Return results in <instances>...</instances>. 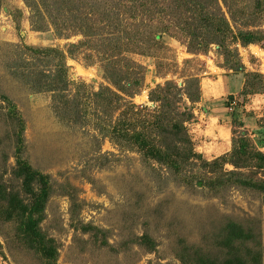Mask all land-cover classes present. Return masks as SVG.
Returning <instances> with one entry per match:
<instances>
[{"label": "rangeland", "instance_id": "1", "mask_svg": "<svg viewBox=\"0 0 264 264\" xmlns=\"http://www.w3.org/2000/svg\"><path fill=\"white\" fill-rule=\"evenodd\" d=\"M256 1L260 10L250 14ZM229 3L237 15L233 26L260 31V40L227 44L244 72L264 82V0ZM30 14L25 0H0V264H48L21 230L39 184H31V193L25 190L19 157L48 177L39 227L59 264H264V193L229 177L226 185L211 180L197 185L189 180L198 165L175 173L118 141L112 131L124 101L119 106L112 96L102 107L92 94L107 86L116 91L93 51L66 58L74 81L66 94L75 108L69 104L66 112L60 98L37 90L48 82L36 78L42 65L26 47L65 48L82 35L59 37L50 25L35 30ZM160 44L153 56L132 55L147 73L141 91L127 99L151 105L148 92L156 84H180L183 75L198 72L201 99L187 123L194 150L207 161L228 153L234 128L247 130L264 151V92H242L243 73L227 68L222 47L213 43L195 54L171 35ZM18 116L24 122L20 151ZM223 167L233 169L229 163Z\"/></svg>", "mask_w": 264, "mask_h": 264}, {"label": "trees", "instance_id": "2", "mask_svg": "<svg viewBox=\"0 0 264 264\" xmlns=\"http://www.w3.org/2000/svg\"><path fill=\"white\" fill-rule=\"evenodd\" d=\"M25 2L30 9V23L33 29L43 30L50 25L59 37L82 35L77 42L66 43L65 48L26 47L34 56H38L37 60L42 65V71L36 72V78L44 77L48 82L45 83L46 86L41 87H38L36 82L37 90L51 92L55 101L60 98L61 106L66 112L68 108L71 109L69 104L74 103L72 107L75 108L76 102L69 100L66 94L68 87L74 82L69 77L66 58H74L83 50L93 51L103 70V76L114 85L116 91L107 86L92 94L100 98L102 107L110 105L112 96L113 102L119 106L121 101H124L125 109L121 111L112 131L118 141L135 146L143 152L147 160L156 161L162 168L175 173L186 172L188 167L192 169L198 165L191 171L189 180H195L197 185L209 180L216 181L214 183L218 185H226L224 178L229 177L237 186L253 187L264 193V151L254 146L247 130L236 132L232 128L231 150L213 160L207 161L194 150L187 123L194 120L192 105L201 99L198 72L183 75V82L180 84L173 80L156 84L148 92L151 105H136L127 99L141 91L147 73L145 66L136 62L132 55L153 56V51L163 48L160 43L164 35L180 39L187 51L195 54L205 52L209 45L215 43L223 49L227 68L243 73L242 92H264L262 79L254 80L253 73L244 72L238 53L227 44L228 39L241 45L254 43L260 40V31L233 26L236 23L231 22H236L237 15L231 10L229 0ZM253 6L250 14L259 11L261 4L256 1ZM93 53H87L85 57L89 58ZM48 62H51V65L47 74L45 70ZM157 73H160L159 66ZM161 76L165 77V74L162 73ZM105 91L109 94L104 95ZM3 98L7 101V97ZM8 104L11 112L15 114L14 105L9 101ZM18 120L20 133L17 151H20L24 122L19 116ZM235 122L236 118L233 117L232 124ZM239 125L243 126V121H239ZM198 160L200 164L197 163ZM226 163L231 164L233 169H224ZM17 164L27 192H33L31 184L34 181L39 184L26 216L21 221V230L48 264H59L57 250L47 242L39 227L49 190L48 177L20 157ZM260 255L261 253L258 256Z\"/></svg>", "mask_w": 264, "mask_h": 264}]
</instances>
